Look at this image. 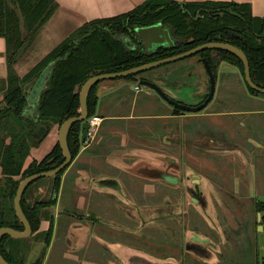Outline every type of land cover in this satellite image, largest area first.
Instances as JSON below:
<instances>
[{
    "label": "trees",
    "instance_id": "1",
    "mask_svg": "<svg viewBox=\"0 0 264 264\" xmlns=\"http://www.w3.org/2000/svg\"><path fill=\"white\" fill-rule=\"evenodd\" d=\"M58 5L57 0H0V36L6 38L10 63L9 86L0 101V131L9 126V121L13 124L17 122L21 128L15 134L5 131L0 137V227L23 229V224L16 220L14 204L20 180L33 173L50 170L65 160L57 141L46 156L33 159L25 165L32 147L44 140L52 128L56 125L60 127L67 118L80 114L79 93L89 77L134 68L152 60L182 53L204 42L218 40L216 37L220 36L219 40L244 50L250 60L253 81L264 87V16H255L248 3L236 1L145 0L128 12L84 22L53 47L28 73L20 76L13 64L28 49ZM158 21L170 27L176 45L161 48L156 54L148 56L137 37L135 27ZM235 33L241 36H235ZM130 44L138 45V48ZM212 50L206 49L197 55L205 56ZM216 51L238 65L244 75L241 58L224 49ZM50 65L53 66L46 81L49 84L39 95L38 112L35 116H27L24 113L33 82ZM142 73L122 78L138 82ZM99 84L94 85L87 95L89 117L97 112ZM246 84L251 94H264L251 88L247 81ZM82 126V122H76L68 132V146L73 157L82 148ZM64 171L50 176L53 189L60 186ZM41 178L47 177L38 179ZM34 181L21 199L33 230L40 226L41 209L55 204L53 200L31 203L27 199ZM257 208L264 210V201H258ZM50 235L51 230L47 243L51 239ZM0 239L1 253L11 264H28L26 255L21 253L25 247L28 248L26 238L4 235Z\"/></svg>",
    "mask_w": 264,
    "mask_h": 264
},
{
    "label": "flooded vegetation",
    "instance_id": "2",
    "mask_svg": "<svg viewBox=\"0 0 264 264\" xmlns=\"http://www.w3.org/2000/svg\"><path fill=\"white\" fill-rule=\"evenodd\" d=\"M234 35L241 36L238 33ZM216 38L219 40L220 36ZM225 39L229 40V38ZM126 42L129 44L127 40ZM130 46L135 49L138 48V45L135 44H130ZM199 57L198 61H201V63L204 62V58L208 61L215 78V92L214 98L209 102L211 103L216 97L218 77L224 74L225 71L231 70L229 64L236 68L238 67V69L239 66L231 63L227 58H223L222 54L216 50H212L210 54L205 56L199 55ZM189 71L187 69L184 71L175 70L168 72L153 71L150 75L143 74L139 78L154 80L166 85H175L177 89H171L174 94L173 96H176L177 100L183 106L189 105L190 107H196L203 103L209 96L211 91V78L206 68L209 83L207 86H205L206 83H203L200 87H195V90L192 91L194 87L193 83H191L192 76ZM150 93H154L156 97L162 99L157 93ZM162 100L171 104L173 108L179 110L183 115H186V121L183 123V132L186 135L184 136L182 133L176 134L177 138L175 142H178L187 150L190 147V150L195 153V158L205 153L220 156L225 152H234L238 157L242 158L246 156L245 151L247 152V150L239 144V138H234L231 135L232 129L230 127L227 125H222V128L216 127L212 126L209 121L202 120L201 116L204 109L200 111L186 110L182 106L175 105L165 99ZM243 112L240 110L238 112L216 111L220 115L226 113L232 119V124L234 122L237 124L238 122L240 127L244 125V121L238 118V114ZM159 138L167 142V136L162 135ZM85 142H88L87 139L82 142V147ZM125 145L124 143H119L116 148L108 146L107 148L102 145L100 148L102 154L99 159L91 156L88 157L87 161L79 163L78 161L81 159L76 160L82 152L81 150L76 157L72 158L67 167H65L58 188L53 189L51 182L50 185L40 184L39 187L33 188V190L27 193V199L31 203L35 201L48 202L51 200L55 202L54 205H46L41 209L42 216L38 229L33 230L31 224L32 233L28 237L36 234V236L41 235L39 238H43V246L34 258L29 253L31 248V244L28 243L29 238L25 237L28 248L25 247L21 250V253L26 255L28 264H35L36 260L41 256V253H43L45 259L48 248L55 241L57 235L60 234V230L63 232V235L65 234L66 244L73 243L74 247L71 248L73 255H77L82 259L92 256L93 247L95 246L92 247L89 243H95L103 251V253H97V255L104 258L105 254L110 253V242H104L96 234V230L97 228H105V223L126 230L128 235L126 234L124 238L131 242L134 241L132 238L135 234L134 231H138L136 234L139 237H144L143 242L147 253L154 254L159 249H154L153 242L162 246V249L163 244L164 247L168 244V248L166 249L167 255H173L174 247L172 248L171 246L173 244L181 247L180 250L182 251H190V248H192L190 240H187V243L185 242V247L184 240L186 241V236L188 235L186 233H189L191 230V226L189 225L191 217L196 215L197 218H201V216L207 218L211 212L214 211L218 214L220 210H223L218 199L213 201L212 208L203 203L201 199L204 181L201 176L203 174L202 170L199 166L186 161L184 157L185 151L182 150L179 155L175 156L177 158L176 161L172 160L165 164L169 168H164V166H161L162 158L168 152L158 151L150 146L139 147L138 145ZM94 148H89V150L94 151ZM113 155H118L119 157L115 158ZM246 160L247 167H249L247 168V173L249 174L251 172L252 158L249 161L248 159ZM70 184H80L83 188H90L92 191L101 194L97 196V199L100 207L103 206L104 210L95 212L92 209L80 208L77 199L75 203L66 201L65 196L68 190L72 189ZM61 200H65L64 204L66 205L60 204L59 202ZM58 205L59 208L55 215L54 209ZM109 207L111 208L110 212L105 213V211L108 212ZM94 212L101 215L96 216ZM16 217V220L20 221L17 214ZM11 219L13 218L9 220ZM109 219L111 221H108ZM45 220L48 222L47 227H43V221ZM20 222L23 224L22 221ZM155 229L162 238H154L152 236L150 232L155 231ZM50 230L51 239L47 243ZM74 230L77 231L76 234ZM223 230H227V228L223 227ZM81 231L87 234L85 243L77 236L78 233H82ZM195 235V241L205 240L201 237V235L204 236L203 234ZM188 243L189 247L187 245Z\"/></svg>",
    "mask_w": 264,
    "mask_h": 264
},
{
    "label": "crops",
    "instance_id": "3",
    "mask_svg": "<svg viewBox=\"0 0 264 264\" xmlns=\"http://www.w3.org/2000/svg\"><path fill=\"white\" fill-rule=\"evenodd\" d=\"M144 1L145 0H57V2L59 3L57 9L53 12V15L46 21L32 43H37L41 35H44V33H47V35L45 38L46 40H43L42 44L47 43L49 39L56 40L53 46H51L43 56L45 57L47 53H49L53 49V47L62 42L64 38L75 31V29L80 27L84 22L98 19V17H112L116 14L128 12L129 10H132V8H134L136 5L141 4ZM178 1L184 2L201 0ZM208 1H236L241 3H248L250 5V8H252V12L255 16H264V0ZM48 30H51L52 34L48 35ZM6 47V38L0 36V101L2 100L9 86L8 75L10 70V63L8 60V50L6 49ZM41 59H39L37 62H39ZM25 60L26 59L23 54L13 64L14 69L20 76L28 73L33 67L32 66L30 67V69L21 71V68L24 67L23 64L25 63ZM36 63H34V66ZM238 72V67L235 71H232V73ZM103 81V84L101 86L99 84V87L97 89L99 103L96 112V115H101L103 117L102 123L118 119L134 120L137 119V116L135 114L137 110H146L148 108H150L151 110H155L157 108H164L157 111L155 115H152L154 118L161 120L162 123L159 129L158 126L154 127L153 123L148 126L147 131L149 132L148 135L150 137H147V144L149 141L155 143L157 142L161 144L164 149H170L173 146H179L178 148L186 151V148H184V146H181L178 142H175V139L177 138L176 134L182 133L184 136L186 135L185 132H183V123L187 118L186 115H183L179 110L173 108L171 104H168L159 97H156L154 93H150L147 90L144 91L142 87H140L139 89L136 88V91H134L132 96V93H128L130 91L127 89L126 81L123 80L122 77H117L116 79H106ZM137 83L138 84H136L135 87L137 85H140L139 81ZM152 94H154L153 96H155L156 98L152 97ZM118 108H120L122 112L116 113ZM216 111L215 113H213L214 111L205 110V112H202L201 117H207L210 121H212V116L217 115ZM243 113L247 112L244 111ZM211 125L214 126V124L212 123ZM100 127L98 128V130H100ZM104 127L108 128L109 126L106 125ZM150 129L153 131L152 133ZM99 132L102 133L101 131ZM162 135L167 136V142L159 138V136ZM109 139L110 138L102 133L99 134V138L97 140H94V137L93 139L91 138L90 140H87L88 142L84 143L81 149L82 152L78 155V159L76 161L82 158V161L84 162L87 161L88 157L91 156L99 159L102 154V150L100 148L102 145L107 147ZM56 140L58 141L57 137ZM117 146L118 144L109 147L116 148ZM89 148H94V151L89 150ZM152 148H155L158 151L161 150L159 148H156L155 146H152ZM33 150L35 151V148H33ZM33 150L32 152H34ZM161 151L166 153L168 152V154L162 158L161 166H164L165 168L167 167L165 166V164H167L168 162L172 160L176 161L177 158L175 156L177 154L175 152H172L171 149L169 151ZM248 154L250 155L249 151H245V155ZM207 155L208 156L204 157V154H201L200 156L196 157L197 159L202 161L201 170L203 174L201 176L204 181L202 187L203 193L201 192V199L203 200V203L205 205L207 204L210 208L213 207V201H215V199H218L219 201L223 199L221 205L224 209L220 210L218 214L217 212L215 213L213 211V214L214 216L218 215V217H220L217 218V220L221 224L220 229L221 233L223 232V235H225L224 238L220 236L219 229L217 228L216 230L213 227L214 221L212 215H210L211 217L209 216L207 218L202 216L201 218H197L196 215H193V217H191L189 221L191 230L189 233H186L188 235L186 236V241L184 240V247L186 246L185 242L187 243V240H190V244L192 245L190 251H182L180 250L181 247L173 244L171 245L172 248L174 247L173 255H167L168 253L166 249L168 248V244L165 247L163 244L162 249V246L157 245L155 244V242H153L155 246L154 249H159H157V251L152 254L145 251L146 247L144 246L143 242L144 237H139V235L136 234L138 233V231H134L135 234L132 236L134 241L131 242L129 240H125L124 238L126 234L128 235L126 230L117 228L116 226L108 225L107 223L103 222L107 227L104 226L105 228L101 229L97 228L96 234L100 236L104 242H110V253L105 254L104 258L100 255H97V253H103V251L99 247V245L95 243H89L92 247H95H93V255L87 258L82 259L77 255H73L71 249L74 247L73 243L66 245V247L57 254V256L59 258L63 257L68 260L71 259L78 261V264H264V210H259L257 208V203L258 201H260L258 195H264V183L259 182L254 173L251 172L248 174V178H243V176L241 175H235L231 182L222 179L221 177L219 178V176H216V170L213 169L210 170V172L204 170L205 165H208V162H213L212 158L215 157V155L213 154H211L212 157L209 156V154ZM113 156L115 158L119 157L118 155ZM28 160L29 159L26 160L25 165L28 164ZM71 187L72 189L68 190V199L66 198V201L75 203V200L77 199L79 202L78 206L80 208H87L88 210L92 209V211L95 212L104 210L103 206H101L103 207L101 209L97 199V196H100L101 194L92 191L90 188H83L80 184H72ZM58 208L59 205L54 209L55 215L57 214ZM110 210L111 208L109 207L108 212L105 211V213H109ZM108 221H111V219H109ZM47 226L48 222L46 220L43 221V227ZM223 227L227 228V230H223ZM150 233L154 238H162L161 235L156 231V229L155 231H152ZM195 234H203L204 236L201 235V237L205 240L195 241ZM86 235L87 234L83 232L77 234V236L80 237V239L84 243L86 242ZM54 244L55 241L52 242V245L48 248L46 257L42 264H49V262L47 263V259L50 252L52 251V247L54 246ZM187 245L189 247V243ZM187 256L188 259L186 258ZM182 258L185 260L183 261ZM53 264L60 263L53 262Z\"/></svg>",
    "mask_w": 264,
    "mask_h": 264
},
{
    "label": "rangeland",
    "instance_id": "4",
    "mask_svg": "<svg viewBox=\"0 0 264 264\" xmlns=\"http://www.w3.org/2000/svg\"><path fill=\"white\" fill-rule=\"evenodd\" d=\"M49 34H52L51 30H48V35ZM46 35L47 33H44V35H41L37 43H32L29 49L23 53L26 60H25V63L23 64L24 67L21 68V71L30 69V67L34 66V63H36L39 59H41L45 55L47 50L51 46H53L54 42L56 41L55 39H49L47 43L42 44V41L46 40L45 39ZM199 58H200L199 55H196V54L187 56L184 59L168 62V64H163L161 66L152 68L151 69L152 71L148 70L140 74L139 76L143 74L150 75L151 72L153 71L168 72V71H175V70L184 71L185 69H187V71L190 70L189 72L191 73V76H192L191 83H193V87H194L192 91H194L195 87L198 88L203 83L204 84L206 83L205 86H207V84L209 83V80H208L209 78H207L206 66L204 62L201 63V61H198ZM229 66L231 67L230 68L231 70L225 71L224 74H221L218 77L219 79L216 85L215 99L211 103H209L202 112H205V110L214 111L213 113H215L216 110L220 112L221 111L222 112H230V111L238 112L239 110L246 111L247 113L238 114V118L244 121V125L240 127L238 125V122L237 124L235 122L232 124V119L226 113L221 114V115L217 114L216 116H212V121H210L207 117L202 118V119L208 120L209 122L214 124V126L216 127L222 128V125H227L228 127H230L232 129L231 135L234 138H239L240 140L239 144L244 149L248 150L250 155L248 154L246 156H243L242 158V157H238L234 152H227L225 154H222V156L218 155V156L213 157L212 158L213 162H208V161H207L208 163L205 162L208 165H205L204 170H207L208 172H210V170L214 169L216 170V176H219V178L221 177L222 179H225L231 182V180L235 177V175H241L243 176V178L247 177L248 175L247 168L249 167H247L248 164L246 163L247 161L246 159H248L249 161V159L252 158V165H251L250 171L251 173H254V175L258 178L259 182L264 183V94H255V95L251 94L246 84L245 77L242 71L240 70V68H239L238 73H232L231 71H235L236 67H234L231 64H229ZM122 79L126 81V87L130 91L128 93L130 94L132 93V96H133L134 91H136L135 85L138 84L137 81L127 80L125 78H122ZM103 82L104 81L101 80L100 86L103 84ZM48 84L49 82H46L45 85L42 87V90L44 88H47ZM143 90L145 91V89ZM153 95L154 94H152L151 96L156 98ZM39 104H40V101H39L38 96L37 98L30 97L29 102H28V107L24 114L27 116H31V115L35 116L38 112ZM162 109L164 108H157L155 110H151L150 108L146 110L142 109L140 111L137 110L135 112L137 119H134V120L118 119V120H113L110 122L108 121L106 123L105 122L101 123L100 130L96 132L97 134L94 137V140H97L99 138V134L103 133L108 138H110L109 143L107 144L108 147L115 146L119 143H124L127 146L129 145H133V146L138 145L139 147L155 146L156 148L163 150L164 149L163 146L157 142L155 143V142L149 141L147 144V137H150L148 135L149 132L147 131L148 126H150L153 123V126L154 127L158 126V129H159L162 123L161 120L154 118L152 115H155L157 111L162 110ZM118 112H122V110L118 108L116 113ZM106 125L109 127L105 128L104 126ZM58 130H59V125H56L54 128H52V130L49 132V135L44 140H42L38 145L36 144L37 146L32 147L30 151L31 154L28 157L29 159L28 164L33 159H42L44 156H46L50 152L54 143L57 141L56 137L59 138ZM5 131L9 132V134H15L16 132H20L21 128H19V125L17 122H14L13 124V122L9 121V126H7L5 129L0 131V137L2 136L1 134L5 133ZM99 131H101L102 133H100ZM150 131L151 133L153 132L151 129ZM8 139L10 140V138ZM178 147L179 146H176V147L173 146L170 149L172 150V152H175L177 155H179L182 152V150ZM33 148H35V151L33 150ZM188 148L189 149L188 150L186 149L185 154H184L186 161L190 162L193 165L199 166V168L202 169V164H201L202 161L195 158L194 151H191L190 147ZM170 149L165 148L164 150L169 151ZM32 150L34 152H32ZM206 156H208L207 153L204 154V157ZM24 157L25 155L23 156V158ZM78 162L79 163L83 162L82 158ZM218 172H221V173H218ZM49 178L50 177L41 178V179L37 178L34 181L33 185L31 186L30 190H33V188L39 187L40 184L50 185L52 180L51 178L50 179ZM67 195L65 196V198H67ZM64 202L65 200L63 201L61 200V202L59 203L66 205L64 204ZM222 202H223V199H221L220 205ZM95 214L96 216L101 215L99 213H95ZM210 215L213 216L212 217L214 221L213 227L216 230L218 228L220 231L219 232L220 236L224 238L225 235H223L224 234L223 232L221 233V229H220L221 224L217 220V218H220V217H218L217 215L214 216L213 212H211ZM76 232L77 231L74 230L75 234ZM40 236L41 235L36 236L35 234L32 237H27L29 238L28 243L31 244L29 253L31 256H33V258L36 256L37 253H39V251L41 250V247L43 246V238H39ZM64 236L65 234L63 235V232L61 230H60V234L57 235L58 240H57V237L55 236L56 237L55 244L52 247V251L50 252L48 256L47 263L49 262V264H53V262H59L60 264H64V263L65 264H78V261L71 260V259L68 260L63 257L59 258L57 256V254L60 253L67 245L66 237ZM186 258L188 259V256ZM182 260L184 261L185 259L182 258Z\"/></svg>",
    "mask_w": 264,
    "mask_h": 264
},
{
    "label": "water",
    "instance_id": "5",
    "mask_svg": "<svg viewBox=\"0 0 264 264\" xmlns=\"http://www.w3.org/2000/svg\"><path fill=\"white\" fill-rule=\"evenodd\" d=\"M136 34L137 37L142 42V45H144V52L151 56L153 54H156L161 48H168V47H174L175 44V38L172 34V31L170 27H166L163 22L158 21L155 23H151L147 26H136ZM206 49H213V50H219L224 49L227 50L234 55L238 56L243 60L244 63V77L247 81V83L250 85L251 88L254 90L264 93V87L259 86L256 82L253 81V78L250 75V60H248V57L244 50L236 46L232 43H229L227 41H221V40H215L210 42H204L202 45H198L194 48H191L189 50H186L185 52L170 55L165 58H160L156 60H152L151 62L144 63L138 66H134V68L117 71L114 73H99V75H94L89 77L85 80V82L82 84L80 93H79V99H80V114L77 116H71L67 118L59 127L58 134V142L60 144V147L64 153L65 160L58 166L42 172L33 173L32 175H29L25 178H23L19 184L16 191V195L14 198V204L16 209V214L18 215L20 221L24 224V229H15L10 226H2L0 227V238L4 235H9L13 238H25L31 235L32 233V226L30 221H28L23 206L21 204V199L29 187V185L40 177H50L58 174L61 172L67 165L71 162L73 158V154L69 149L68 146V132L72 125L76 122H82V142L86 141L88 136V130L90 127V122L88 121V103H87V95L88 92L91 90V88L100 83L101 80L104 79H116L117 77H127L129 75L138 74L140 72H145L148 70H151L152 68L161 66L163 64H168V62L176 61L184 59L187 56H191L194 54H198ZM203 61L206 64L207 71L209 73V76L211 78V91L209 96L204 100L203 103L196 107H190L189 105L183 106L176 98V96H173L172 90H176L177 87L175 85L169 84H163L154 80H147L145 78H139V84L140 86L149 91V92H155L157 93L162 99L167 100L168 102H171L175 105L182 106L184 109H189L192 111H200L204 109V107L214 98V92H215V78L211 69V66L209 65L208 61L204 58ZM53 65H50L47 67L45 71H43L40 76L33 82V85L31 87V90L29 92L28 100L30 97L37 98L39 97L40 92L42 90V87L45 85L48 76L51 72ZM258 198L260 201H264V195H258ZM1 241V239H0ZM41 256L36 260L35 264H42L44 255L43 253L40 254ZM0 264H11L5 256L2 255L0 250Z\"/></svg>",
    "mask_w": 264,
    "mask_h": 264
},
{
    "label": "built area",
    "instance_id": "6",
    "mask_svg": "<svg viewBox=\"0 0 264 264\" xmlns=\"http://www.w3.org/2000/svg\"><path fill=\"white\" fill-rule=\"evenodd\" d=\"M141 86L137 85L136 88L139 89ZM88 121L90 122V127L88 130V136H87V140H90L91 138L95 137V135L97 134L96 131L98 130V128L100 127L102 121H103V117L100 115H93L91 117L88 118ZM264 259V257H263Z\"/></svg>",
    "mask_w": 264,
    "mask_h": 264
}]
</instances>
